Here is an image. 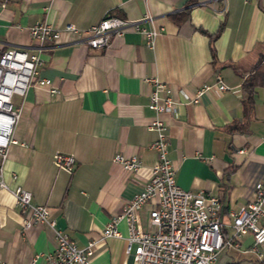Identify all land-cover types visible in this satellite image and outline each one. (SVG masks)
<instances>
[{"label": "crops", "instance_id": "crops-1", "mask_svg": "<svg viewBox=\"0 0 264 264\" xmlns=\"http://www.w3.org/2000/svg\"><path fill=\"white\" fill-rule=\"evenodd\" d=\"M187 9L186 19L171 15ZM139 18L145 13L160 26L153 44L128 28L106 47L81 39L86 28L107 13ZM46 19L59 30L57 40L43 43L40 76L59 89L50 93L31 84L24 95L2 162L6 183L29 189L32 201L47 205L56 226L84 246L98 239L109 218L143 185L157 158L150 146L156 131L149 127L155 110L148 105L154 80L170 89L175 109L160 116L167 122L168 157L182 187L209 189L219 195L221 218L253 197L264 182V0H6L0 3V51L10 45L34 48L29 25ZM73 23L78 32L64 29ZM222 27L211 39L208 33ZM220 75L225 89L215 85ZM255 80L253 104L242 102L243 83ZM210 83L197 100L196 90ZM55 152L72 153L71 172L53 161ZM115 152L135 154V172L113 160ZM13 174L15 176H13ZM145 203L136 224L153 229ZM121 236L99 239L92 264H134L127 252L125 219ZM226 232H232L226 224ZM56 243L54 230L37 222L23 230L20 207L0 187V264H44ZM246 232L238 245L224 246L210 264H260ZM134 246V245H133ZM264 251V242L259 246ZM38 254L34 259L33 257Z\"/></svg>", "mask_w": 264, "mask_h": 264}, {"label": "built area", "instance_id": "built-area-1", "mask_svg": "<svg viewBox=\"0 0 264 264\" xmlns=\"http://www.w3.org/2000/svg\"><path fill=\"white\" fill-rule=\"evenodd\" d=\"M5 1L0 0V3L4 5ZM141 19L153 22L150 13L134 19L107 12L86 28L87 34L81 42L95 48L106 47L113 35L132 28L142 33L148 44H153L161 27L140 24ZM63 28L79 31L73 23H66ZM28 29L34 48L10 45L0 51V187L9 190L19 205L23 230L37 222L46 223L54 230L56 243L51 251L45 253L44 264H92L93 246L99 239L121 236L117 227L121 218L127 225L125 249L132 254L134 264L214 263L224 246L238 245L240 236L246 232L252 236L251 249L264 260V251L259 247L264 242V182L258 181L253 197L229 212V223L221 218L222 203L218 194L205 188L194 191L179 185L168 157L167 122L160 116L163 112H172L176 101L170 89L160 93L163 84L153 78L145 77L155 81L148 105L156 112L148 125L156 131L150 146L156 151L157 158L151 165L147 180L125 201L122 209L105 222L98 239H89L84 246H78L73 238L56 226L47 205L32 201L29 189L20 184L10 187L2 175V162L10 143L16 141L12 137V129L21 112V106L14 103L13 95H24L31 84L45 87L50 93L59 91L49 77L38 74V67L43 62L40 52L44 41L57 40L60 29L46 19L35 21ZM215 85L219 89L226 88L220 75L216 76ZM209 86L210 83H203L192 100H197ZM113 160L133 172L141 165L135 154L115 152ZM53 161L71 172L74 156L72 153L55 152ZM147 202L153 203L149 209L151 230H143L136 224V212ZM226 224L231 226L230 234L225 230Z\"/></svg>", "mask_w": 264, "mask_h": 264}, {"label": "trees", "instance_id": "trees-1", "mask_svg": "<svg viewBox=\"0 0 264 264\" xmlns=\"http://www.w3.org/2000/svg\"><path fill=\"white\" fill-rule=\"evenodd\" d=\"M175 20H179L181 18L186 19L188 17V13H187V9L182 10L181 12L178 13H173L171 15ZM222 27V24H220L217 29L212 32L209 33L207 30L205 29H201L203 32L208 33L211 37V39L215 38L217 36V34L219 33L220 29ZM255 80H253L252 77H248L247 80L243 83V96H242V102L244 105V109L247 111L250 109V107L253 104V98H252V93L254 90V86H255ZM260 264H264V260H261L259 262Z\"/></svg>", "mask_w": 264, "mask_h": 264}, {"label": "rangeland", "instance_id": "rangeland-1", "mask_svg": "<svg viewBox=\"0 0 264 264\" xmlns=\"http://www.w3.org/2000/svg\"><path fill=\"white\" fill-rule=\"evenodd\" d=\"M14 96H15V94L13 95V101H14V99H15V97H14Z\"/></svg>", "mask_w": 264, "mask_h": 264}]
</instances>
